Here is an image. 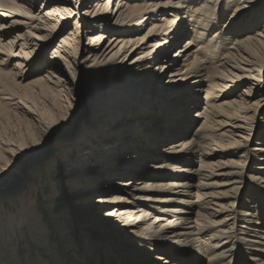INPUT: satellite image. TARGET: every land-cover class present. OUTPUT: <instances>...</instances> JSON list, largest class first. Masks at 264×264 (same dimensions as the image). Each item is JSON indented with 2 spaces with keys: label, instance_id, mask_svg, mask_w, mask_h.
Instances as JSON below:
<instances>
[{
  "label": "bare ground",
  "instance_id": "obj_1",
  "mask_svg": "<svg viewBox=\"0 0 264 264\" xmlns=\"http://www.w3.org/2000/svg\"><path fill=\"white\" fill-rule=\"evenodd\" d=\"M263 4L0 0V264H264Z\"/></svg>",
  "mask_w": 264,
  "mask_h": 264
},
{
  "label": "rangeland",
  "instance_id": "obj_2",
  "mask_svg": "<svg viewBox=\"0 0 264 264\" xmlns=\"http://www.w3.org/2000/svg\"><path fill=\"white\" fill-rule=\"evenodd\" d=\"M85 4H86V3H85ZM83 6H84V5H83ZM83 6L81 5L77 11H79L80 9H82ZM261 7L264 9V4H263ZM262 8H261V9H262ZM50 46H51V45H50ZM49 48H50V47H49ZM49 48H48V49H49ZM46 51H48V50L46 49L45 52H44V54H43V55H45V56H46ZM58 162H59V161H57V163H58ZM52 172H53L52 174H53V176H54V175L56 174V173H55V172H56V164H55V168H54V170H53ZM51 176H52V175H51ZM9 197H10V196H9ZM109 240H110V239H109ZM110 241H111V240H110ZM28 245H29V248H28V250H27V251H28L27 254L30 255V256H32V255L34 256L35 252H34V250L30 247V243H29V242H28ZM113 251H114V250H111V253H114ZM29 253H31V254H29ZM117 258H119L118 255L114 256V259H117Z\"/></svg>",
  "mask_w": 264,
  "mask_h": 264
}]
</instances>
